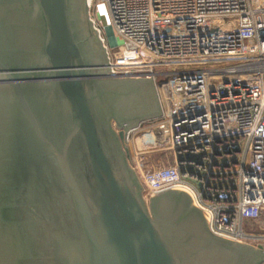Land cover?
<instances>
[{
	"label": "water",
	"instance_id": "water-1",
	"mask_svg": "<svg viewBox=\"0 0 264 264\" xmlns=\"http://www.w3.org/2000/svg\"><path fill=\"white\" fill-rule=\"evenodd\" d=\"M162 115L151 71L111 72L88 0H0V264H264L211 232L198 185L146 203L126 133Z\"/></svg>",
	"mask_w": 264,
	"mask_h": 264
},
{
	"label": "built area",
	"instance_id": "built-area-1",
	"mask_svg": "<svg viewBox=\"0 0 264 264\" xmlns=\"http://www.w3.org/2000/svg\"><path fill=\"white\" fill-rule=\"evenodd\" d=\"M103 1L109 42L94 0L90 20L111 72L151 71L162 105L126 133L146 203L198 185L213 234L264 246L249 231L264 214V0Z\"/></svg>",
	"mask_w": 264,
	"mask_h": 264
},
{
	"label": "rangeland",
	"instance_id": "rangeland-1",
	"mask_svg": "<svg viewBox=\"0 0 264 264\" xmlns=\"http://www.w3.org/2000/svg\"><path fill=\"white\" fill-rule=\"evenodd\" d=\"M93 3H94L93 7H92L93 9L91 10V13L98 20L101 21L102 27L104 28V31H105V36L109 42V35L107 32V28L112 25V18H111V13H110L109 7H108L107 3L104 2L103 0H94ZM88 6H90L89 3H88ZM96 10H97V12H96ZM119 46L121 47V45H119ZM110 49H112L111 46H110ZM160 93H161L162 98H164L165 97L164 91H161ZM159 158H161V157L158 155H155V156L154 155H149V156L147 155L144 159V163H145V165L148 166L147 168L157 167V166L161 165L158 162ZM161 163H164V162L161 161ZM249 231L254 235L264 236V214L260 220L251 223V225L249 226Z\"/></svg>",
	"mask_w": 264,
	"mask_h": 264
},
{
	"label": "bare ground",
	"instance_id": "bare-ground-1",
	"mask_svg": "<svg viewBox=\"0 0 264 264\" xmlns=\"http://www.w3.org/2000/svg\"><path fill=\"white\" fill-rule=\"evenodd\" d=\"M88 3L89 5H91L92 3V0H88ZM134 145L137 147L136 149H140L141 146H142V140L141 139H137L135 142H134ZM135 151V149H133Z\"/></svg>",
	"mask_w": 264,
	"mask_h": 264
}]
</instances>
